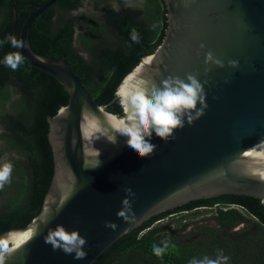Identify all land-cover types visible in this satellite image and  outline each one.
<instances>
[{"label":"water","instance_id":"obj_1","mask_svg":"<svg viewBox=\"0 0 264 264\" xmlns=\"http://www.w3.org/2000/svg\"><path fill=\"white\" fill-rule=\"evenodd\" d=\"M56 1L36 5L19 28L17 5L11 0L12 35L25 45L17 51L31 67L54 77L68 101L47 117L53 174L40 211L25 226L0 234V238L16 234L5 264H92L123 234L198 199L246 195L258 198L264 207V179L258 175L264 172V0H163L166 27L160 43L122 78L109 103L118 99L122 82L124 88L134 84L125 77L143 66L144 76L156 84L169 75L197 73L207 108L193 124L176 130L175 139L165 142L153 134L151 142L158 147L147 158L139 157L126 138L114 132L118 118L124 116L119 99L122 114L107 111L109 103L93 101L64 56L42 55L30 47V25ZM209 51L224 67L205 65ZM149 57L151 63L145 65ZM229 61L238 64L233 68ZM85 118L99 126L101 139L93 144L101 151L99 161L83 154L91 147L82 133ZM112 136L116 143L106 142ZM124 188L135 193L129 213L134 218L129 220L116 215ZM106 221L116 228L106 227ZM56 224L78 229L86 238L84 259L53 251L44 242L48 228ZM29 231L38 235L22 241Z\"/></svg>","mask_w":264,"mask_h":264},{"label":"trees","instance_id":"obj_2","mask_svg":"<svg viewBox=\"0 0 264 264\" xmlns=\"http://www.w3.org/2000/svg\"><path fill=\"white\" fill-rule=\"evenodd\" d=\"M16 1L19 4L17 23L20 28L34 7L47 0ZM145 1L150 11L147 17L141 18L140 9L135 6H125L119 11L108 7L102 14V24L98 21L88 24L90 34L83 35V43L89 52V60L73 47L74 18H63L65 13L79 8L82 0H57L40 14L29 28L30 47L42 55L64 56L72 71L88 88L93 101L96 104H107L113 99V93L122 78L143 55L154 51L164 35L166 8L163 0ZM30 3L32 5L28 8ZM0 4L6 6L0 16L2 41L9 34L12 35V3L11 0H0ZM55 10L59 13L57 26L53 24ZM133 29L139 33L138 43L131 39ZM105 31L113 34V43L100 37ZM13 51L17 49L8 43L0 46V116L3 117L4 125V134L1 136L7 137L5 147H0V156L5 150L22 154L26 166L6 184L7 189L14 194L10 193L6 205L0 209V234L11 228L25 226L40 211L53 174L52 152L47 139V117L53 116L68 101L67 93L50 74L31 67L26 61L16 71L6 67L3 58L6 53ZM16 94L20 95V98L14 100L19 105L18 116L8 114L5 108L6 102ZM106 110L122 114L118 99L109 103ZM17 162L15 159L13 164ZM227 196H231V202L237 203L257 220L260 227L248 231L228 230L224 236H217L213 227L206 226L207 230H203L199 237L179 241L171 236H158L163 226L147 229L150 223L144 222L114 241L92 264H189L197 257L216 259L218 256L227 257L225 264H264L263 205L258 198L251 196ZM244 218L238 211L219 212L217 216L219 221L228 222H239ZM164 241L169 243L167 251L159 257L154 255L152 245L162 246Z\"/></svg>","mask_w":264,"mask_h":264},{"label":"clouds","instance_id":"obj_3","mask_svg":"<svg viewBox=\"0 0 264 264\" xmlns=\"http://www.w3.org/2000/svg\"><path fill=\"white\" fill-rule=\"evenodd\" d=\"M131 39L135 43L139 42V33L135 29L132 30ZM4 43L10 44L14 49L25 46L20 38L11 34L0 41V46ZM204 47V44L200 45L201 50ZM24 62L25 57L20 51L6 53L3 58L4 65L13 71H16ZM143 63L145 65L150 64L151 57ZM204 63L205 65L212 64L217 67H224L223 62L215 58L211 51L205 54ZM237 64V61H229V65L233 68ZM209 70L206 67L205 72L207 73ZM197 76V73L187 74L183 78L169 75L162 79L159 84H156L144 76L143 66L137 67L134 75L130 73L128 77H125V81L134 80V84L129 88H124V82H122L116 91L124 116L119 117L118 122L114 125L115 134L125 137L126 144L139 157L147 158L153 155L158 147L157 144L151 142L153 134L160 140L167 142L175 139L174 132L182 129L185 123L191 125L204 115L207 108L204 86ZM61 112H68V109L62 108ZM81 127L84 139L91 145V147L83 149L84 156L99 161L101 151L93 146L95 141L101 139L97 122L94 119L85 118ZM106 142L116 143V140L112 136L106 138ZM84 163L86 165V161ZM99 164L97 163L96 166ZM13 170L14 164L11 161L6 160L0 163V190H3L5 185L11 182ZM258 175L264 179V172H260ZM123 191L126 195L122 198L121 208L116 215L119 218L129 220L134 218V213L131 217L129 213L132 212L131 200L135 193L129 188H124ZM59 210L60 208L57 209V212ZM48 222H50L49 219L45 223ZM105 226L112 229L116 228L114 223L107 221ZM36 235H38L37 231H29L26 236L20 239L28 243ZM15 236V233H9L6 237L0 238V264H5L6 258L13 252L12 245L15 244ZM44 242L51 245L53 251H62L65 255H73V258L77 260H82L87 256L86 251H84L87 240L80 235L78 229L67 230L62 224H56L54 228H48ZM168 247L167 241L162 242V246L153 244V254L158 257L162 256ZM226 261L227 257L225 256H218L216 259L205 257L201 261L193 260L190 264H225Z\"/></svg>","mask_w":264,"mask_h":264},{"label":"rangeland","instance_id":"obj_4","mask_svg":"<svg viewBox=\"0 0 264 264\" xmlns=\"http://www.w3.org/2000/svg\"><path fill=\"white\" fill-rule=\"evenodd\" d=\"M127 5L138 7L140 9L141 18L147 17L148 15H150V11L148 10V6L145 0H82V5L79 8L72 10L68 13H65V15H63V18H69V17L74 18L75 35H74L73 47L86 60H89L90 56H89V52L86 50L84 46L83 35L88 36L90 34V30L87 27L88 24L92 21H98L99 24H102L103 18H104L102 14L108 9V7H113L114 9L119 11V10L124 9L125 6ZM58 15L59 13H57V10H56L54 14V18H53L54 26L58 25L57 23ZM100 37H102V39H104L108 43H113L115 40L113 34H111L108 31H105L104 33L100 34ZM19 96H20L19 94L12 95L11 99L8 102H6L5 108L8 114H14L15 116H18L19 112L17 111V109L19 105H18V102H15L14 100H17L18 98H20ZM2 134H4V125H3V117L0 116V147L1 146L5 147V142L7 141V137L6 136L5 138L2 137L1 136ZM15 159H17L18 162L16 165L14 164V170L12 172V177L16 176L15 173L21 172L23 167L26 166L25 158L23 157L22 154H19V153L16 154L15 152H12L9 150L7 151L5 150V152H3L2 155L0 156V163L6 160L11 161L13 163ZM12 192L13 191H11L10 189L8 190L7 186L5 185L3 190L0 192V209H2L6 205L7 199L9 198L10 193L12 195L14 194ZM243 215L245 217L244 225L241 226L242 224H239L234 229L236 230L246 229L248 231V230H256L260 227L251 216H249L246 213ZM190 219L193 221H197V220H194L195 216H193L192 218L190 217ZM182 224H186L188 226L186 227V230H185L187 231V229L192 227L191 225H197L198 223H172L171 226L173 229H176V228L181 227ZM157 235L160 237L167 236L166 232H163V231L158 232ZM204 258L205 257H197L195 260L201 261Z\"/></svg>","mask_w":264,"mask_h":264},{"label":"flooded vegetation","instance_id":"obj_5","mask_svg":"<svg viewBox=\"0 0 264 264\" xmlns=\"http://www.w3.org/2000/svg\"><path fill=\"white\" fill-rule=\"evenodd\" d=\"M12 1H13L14 4L17 5V11H18L19 4L15 3L16 0H12ZM31 5H32L31 3L28 4V8L31 7ZM127 6H129V5H127ZM5 9H6V6L4 4H0V16H2L3 12L5 11ZM55 12H56V10H55ZM55 12H54V14H55ZM54 14H53V16H54ZM227 195H229V194L220 195V196L212 197V198L198 199V200L190 201V202H188V203H186V204H184L182 206H178V207H175V208H173L171 210L162 212V213L158 214L156 217H153V218L151 217L152 219L150 218L149 220L146 221V223H150L149 226L147 227V229L148 228L152 229L155 226H159L160 224L156 223V221L158 219L162 218V217H166L169 214H172V213H175V212H180V211H183V210L192 209V208L198 207V205L200 206L202 204L203 205H208L209 204V206H213L215 204H226V203L237 205V203L231 202L232 197L231 196H227ZM235 209L236 208L228 209L226 211L227 212L231 211V212L237 213L238 210H235ZM226 211H222V212H226ZM239 213L245 214L246 212L241 207V212H239ZM217 216L211 215L210 217H204V218H202L200 220L198 219L197 221H193V220L190 219V217L192 218L193 216L188 215V218L190 220H188L186 222H182V221H177L176 220V221H174L172 223H198V224L197 225H191L192 227H190L189 229H187V231H185L186 227H188L186 224H182L181 227L173 229L172 226H171L172 224L170 223V224L161 225V226H163L161 231L166 232L167 236L174 237V238L178 239L179 241H189L191 239H194V238H197L198 236H200L203 230H207L205 228L206 226L213 227V229H214V231H215L217 236H220V235L224 236L227 233L228 230L229 231H231V230L232 231H237L238 229L236 230L234 228L236 226H238L239 224H242L241 226H243L244 223H245V221H244L245 218L242 221H239V222H237V221L228 222V221H219L217 219ZM255 222L258 223L257 220H255ZM226 223H233V224L228 225ZM166 226H169L171 229L170 230L167 229ZM167 236H165V237H167Z\"/></svg>","mask_w":264,"mask_h":264},{"label":"built area","instance_id":"obj_6","mask_svg":"<svg viewBox=\"0 0 264 264\" xmlns=\"http://www.w3.org/2000/svg\"><path fill=\"white\" fill-rule=\"evenodd\" d=\"M236 208L238 211L241 212V207L238 205L234 204H215L213 206L209 205H200L198 207L188 209V210H183L180 212H175L172 214H169L166 217H162L156 221V223L160 225H165V224H172L174 221H182L186 222L189 220L188 215L190 216H195L194 220H198L200 218L204 217H210L211 215L217 216L219 212L226 211L228 209H233ZM210 211V212H209ZM212 211V212H211Z\"/></svg>","mask_w":264,"mask_h":264},{"label":"snow or ice","instance_id":"obj_7","mask_svg":"<svg viewBox=\"0 0 264 264\" xmlns=\"http://www.w3.org/2000/svg\"><path fill=\"white\" fill-rule=\"evenodd\" d=\"M27 234H25V236H26Z\"/></svg>","mask_w":264,"mask_h":264}]
</instances>
